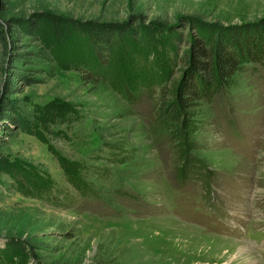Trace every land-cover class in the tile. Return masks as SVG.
I'll list each match as a JSON object with an SVG mask.
<instances>
[{"label": "rangeland", "instance_id": "obj_1", "mask_svg": "<svg viewBox=\"0 0 264 264\" xmlns=\"http://www.w3.org/2000/svg\"><path fill=\"white\" fill-rule=\"evenodd\" d=\"M190 20L256 24L264 0H0V260L261 264L264 67L249 65L231 92L169 127L158 90L128 103L60 66L46 49L49 30L41 40L31 31L35 21L70 33L87 23L165 25L181 34L176 86L197 41ZM68 41L60 61L82 56ZM18 171L51 186L20 195ZM235 243L252 256L234 257Z\"/></svg>", "mask_w": 264, "mask_h": 264}, {"label": "trees", "instance_id": "obj_2", "mask_svg": "<svg viewBox=\"0 0 264 264\" xmlns=\"http://www.w3.org/2000/svg\"><path fill=\"white\" fill-rule=\"evenodd\" d=\"M188 24L196 29L197 41L191 43V50L183 59L186 78L176 86L169 82V74L177 63L182 64L176 51L181 34L165 25L139 24L130 28L124 24L87 23L73 28L70 33L57 31L54 26L49 29L41 21H35L31 31L41 40L43 31L49 30L55 43L48 44L46 49L60 66L78 71L83 80L112 87L128 103L135 102L144 91L150 94L158 90L163 124L178 128L177 122L185 117L193 119L203 101L209 102L226 90L231 92L236 86L235 77L242 75L249 65L264 67V20L234 27L210 26L194 20ZM250 28L256 30L251 33ZM71 39L82 56L60 61L66 56L61 49ZM17 76V69L12 70L10 77ZM20 125L19 128L26 132L24 122ZM11 177L18 193L27 197L31 196L29 192L33 187L51 186L47 180L36 184L21 171L14 172ZM6 260L15 263V258L5 256L0 264H10Z\"/></svg>", "mask_w": 264, "mask_h": 264}, {"label": "bare ground", "instance_id": "obj_3", "mask_svg": "<svg viewBox=\"0 0 264 264\" xmlns=\"http://www.w3.org/2000/svg\"><path fill=\"white\" fill-rule=\"evenodd\" d=\"M238 245L239 244H237V243H235V246H232V247H228L227 249H231V251H232V254L233 253H235V256L234 257H240V256H246V257H251L252 255H251V252L249 251V250H247L246 248H243V249H239L238 248ZM229 249V250H230ZM217 250V249H216ZM229 250H227L226 252L229 254ZM227 254V255H228ZM229 256V255H228ZM242 258H244V257H242ZM246 259V258H245ZM251 263H253V260L251 259V261H250V263L249 264H251ZM255 263V262H254Z\"/></svg>", "mask_w": 264, "mask_h": 264}, {"label": "clouds", "instance_id": "obj_4", "mask_svg": "<svg viewBox=\"0 0 264 264\" xmlns=\"http://www.w3.org/2000/svg\"><path fill=\"white\" fill-rule=\"evenodd\" d=\"M261 264H264V259L261 260Z\"/></svg>", "mask_w": 264, "mask_h": 264}]
</instances>
